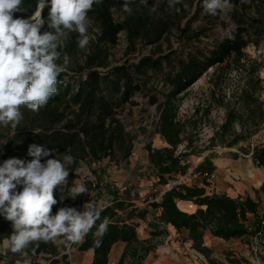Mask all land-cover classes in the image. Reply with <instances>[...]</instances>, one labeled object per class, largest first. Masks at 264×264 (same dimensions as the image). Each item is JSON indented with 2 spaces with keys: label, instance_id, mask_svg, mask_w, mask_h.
Returning <instances> with one entry per match:
<instances>
[{
  "label": "trees",
  "instance_id": "16d2710c",
  "mask_svg": "<svg viewBox=\"0 0 264 264\" xmlns=\"http://www.w3.org/2000/svg\"><path fill=\"white\" fill-rule=\"evenodd\" d=\"M242 1L247 0H231L235 4ZM45 2L48 4L42 10V18L47 21L50 0ZM38 3L39 0H22L20 10L13 14V18L32 17L38 10ZM106 25L103 36L94 44L85 64L80 67V74L71 76L62 72L56 84L57 94L49 99L46 106L38 112L21 106L23 119L15 129L11 126H0V141L7 140L6 144L0 145V163L9 158L29 162L33 157L28 155V148L33 143L52 152L49 157L42 158V163L49 158H57L66 151L73 156L75 163L70 168V177L74 176L81 161L95 162L106 157L127 159L133 149L134 135L126 130L124 123L117 117L118 108L132 102L133 96L139 92L148 96L152 103L158 102V91L153 92V88L158 90L161 77L169 91L164 94L163 101L158 102L161 117L157 131L170 147L161 152L150 150V160L160 170L162 183L167 184L164 178L166 174L176 170L186 173L187 170L188 164H183L182 160L188 154L176 155V149L187 141L188 152L192 145L188 136H184L186 124L177 120L178 96L195 84L209 68L229 66L233 61L240 63L241 59H245L247 63L245 66L249 78L239 88V92H235L236 101L233 105H229L224 96L220 100L222 106H227V112L215 137L232 134L227 142L232 147L256 133L264 123V79L258 74L264 65L256 59L247 58L245 49L252 40L245 24L238 23L229 27L227 31L234 29L232 38L224 35L209 48L195 45L204 34L202 30L192 31L188 26H176L179 40L183 42L180 52L173 49L164 53L161 48L142 56L136 62L126 61L111 67L106 45H114L121 30L127 28L131 48L135 49L136 43L142 41L159 43L165 34L174 29L175 24L171 26L166 20H159L155 25H139L132 19L130 24L124 26L110 19ZM48 30L50 29L45 23L41 31ZM101 68L107 69L104 71ZM236 123L241 126L240 131L235 129ZM245 151H252L254 164L264 168V142ZM209 161V158H205L196 169H203ZM214 172L212 168L206 170L203 172L204 177L208 179ZM88 185L93 189L92 183ZM70 188L59 186L54 189V198L58 203L53 206L51 214L54 215L61 207H74L75 203L67 195ZM17 190L21 188L18 187ZM256 193V198L250 194L245 197H232L225 192L207 193L206 186L180 183L166 190L160 201H153L151 204L160 209V225H172L177 231L187 230L193 247L211 264H225L223 260L213 256V249L204 244V233L210 230L213 235L225 240L258 237L259 232H264V212L260 213L264 181ZM61 196L65 197L62 201ZM186 201L197 206L196 210L188 212L181 209L178 204ZM123 205L121 201H117L101 208L100 218L81 243V250L94 251L92 264H107L111 248L119 239L126 240L127 245L117 264H146L147 256L156 248L149 240L138 238L136 229L129 223L133 214L124 220L118 216L115 207ZM251 216L254 218L252 224ZM105 217L111 223L103 236L101 246L97 247L95 240L99 237L96 232ZM157 227H160L159 224ZM12 231L11 222L0 216V243ZM66 245L59 240L55 243L39 242L33 243L23 252L30 255L44 253L47 255L45 260L50 261V264H59L60 259L57 256ZM8 253L13 254L10 251ZM226 259L232 264H252L246 258H235L230 254H226Z\"/></svg>",
  "mask_w": 264,
  "mask_h": 264
},
{
  "label": "rangeland",
  "instance_id": "374dc122",
  "mask_svg": "<svg viewBox=\"0 0 264 264\" xmlns=\"http://www.w3.org/2000/svg\"><path fill=\"white\" fill-rule=\"evenodd\" d=\"M124 3L125 0H102L101 3L93 5L87 14L88 33L91 39L86 49L82 50L78 47L77 33H69L61 49V60L57 61L63 62L64 53L70 57L65 73L71 76L80 74V67L85 64L94 44L103 36L107 21L110 19L124 26L130 24L132 19L139 25H155L159 20H166L171 26L173 24L175 26L159 43L150 44L142 41L136 43L135 49L131 48L127 28L121 30L117 34V42L114 45H106L109 51V67L126 61L136 62L142 56L161 48L164 53L173 49L180 52L183 42L179 40L176 26H188L192 31L202 30L204 34L195 45L209 48L224 37L229 27L238 23L245 24L249 28L248 33L252 42L245 49L247 58L256 59L264 65V0H247L239 4L231 2L233 7L223 17L206 14L203 0H182V3L176 4L174 8L169 6L168 0H147L146 4L141 3V0H128L130 12L124 11ZM153 8L155 11H151ZM246 64L245 59H241L240 63L233 61L229 63V66L211 67L195 84L178 96L177 120L186 124L184 136H188L192 145L188 152L187 141L176 149V155L188 154L182 160L183 164H188L187 170L186 173L176 170L166 174L164 178L167 184L162 183L163 177L160 170L151 162L150 150L161 152L164 148L170 147L157 131L161 117L158 102L163 101L164 94L168 93L169 88L164 86L163 80L159 77L158 90L153 88V92L158 91V102L152 103L148 96L139 92L133 96L132 102L120 106L117 117L124 123L126 130L134 135L132 152L127 159L106 157L95 162H79L74 176H68V183L64 186L72 187L74 184L85 183L89 192L80 194L75 199L69 196L75 203L74 207L78 211H83V205L89 201L95 203L98 208L121 201L124 204L123 207H115L118 216L124 220L133 214V219L129 220V223L136 229L140 240H149L156 246L153 250L155 251L163 243L162 240L168 230L165 225L157 227L156 220L159 218L160 209L154 208L151 203L160 201L161 194L172 186L180 183L199 185L206 186L207 192L210 193L225 192L232 197H245L250 194L256 198V190L264 181V168L254 164L252 151L247 153L245 150H252L255 144L264 142V123L256 133L232 147L227 145L232 134L227 137L219 135L215 137L227 112V106H222L220 100L224 96L229 105L235 103V92H239V88L249 78ZM106 69L101 68L104 71ZM258 74L264 79V66ZM262 99L264 100V92ZM235 129L240 131L241 126L236 123ZM205 158H209L210 161L203 169L197 170L198 164ZM211 168L215 170L214 176L207 179L203 172ZM89 183H92L93 189L89 187ZM261 199L260 213H263V194ZM253 220L251 216V224ZM168 228L173 232L175 244L179 245L180 249L184 248L185 256H191L189 259L185 258L186 264H190L191 260L211 264L193 247L187 231ZM236 239L238 240L228 244L215 239L217 243L213 256L223 260L225 264H232L226 259V254L240 259L246 258L252 264H264V236ZM172 241H169L170 246H173ZM3 243L4 241L0 243V264H7L1 260H7L10 264H17L19 261L21 264L22 259L15 261L13 254H9L8 250L5 254L1 252ZM81 243L70 244L69 247L67 244L57 256L60 259L59 264H92L94 251L81 250ZM256 244H258L257 251L253 250V245ZM126 245V240L119 239L111 248L107 264H117ZM174 250L178 251L177 248ZM28 255L33 259L29 261L30 263L26 261L25 264L33 262L50 264V261L45 260L47 255L44 253ZM118 255V260L113 263Z\"/></svg>",
  "mask_w": 264,
  "mask_h": 264
},
{
  "label": "clouds",
  "instance_id": "9594fccd",
  "mask_svg": "<svg viewBox=\"0 0 264 264\" xmlns=\"http://www.w3.org/2000/svg\"><path fill=\"white\" fill-rule=\"evenodd\" d=\"M102 0H50L47 21L41 15L30 19L13 18L20 10L22 0H0V126L16 128L23 119L21 106L38 112L49 99L57 94L59 75L67 69L70 57L61 49L69 33H77L78 47L86 49L91 36L88 33V12ZM147 0H141L146 4ZM170 7L182 0H168ZM46 6L39 0L38 12ZM233 7L231 0H203L206 14L223 17ZM130 12L128 0L123 5ZM155 11V8L151 9ZM47 23L48 31H41ZM230 29L225 33L232 38ZM7 140L0 141V145ZM29 162L9 158L0 163V216L11 222L12 234L5 247L13 254H21L33 243L57 242L81 243L100 218L101 208L92 201L83 205V211L75 207H61L53 215L58 203L54 189L68 183L67 177L75 163L73 156L65 153L57 158L48 149L35 143L29 145ZM21 188V190H17ZM67 194L72 199L88 193L85 183L74 184ZM61 196V201L64 199ZM111 223L105 217L99 224L95 240L101 246L103 236ZM19 264V261H17Z\"/></svg>",
  "mask_w": 264,
  "mask_h": 264
},
{
  "label": "crops",
  "instance_id": "0c3cea01",
  "mask_svg": "<svg viewBox=\"0 0 264 264\" xmlns=\"http://www.w3.org/2000/svg\"><path fill=\"white\" fill-rule=\"evenodd\" d=\"M210 193V192H207ZM161 198H162V194H161ZM180 202V201H179ZM178 202V203H179ZM179 207L185 211L188 212H193L196 210L197 206H195L192 202L190 201H186V202H181L178 204ZM160 214V212L158 213V215ZM157 224H162L160 223L158 220H156ZM165 227L168 230V233L166 234V236L163 238V243L161 245L158 246V248L155 251H151L149 253V255L146 258V264H186L185 262V258L189 259L191 256H185L184 254V248L179 247V245L175 244L174 240H173V235H172V230H170L168 227H173V229L176 230V228L172 225H165ZM182 231H187V230H182ZM188 232V231H187ZM212 232L210 230H206L204 233V244L206 246H208L209 248L213 249L215 248V244L217 243V241L215 239H218V241H224L227 244L232 242V241H236L238 239L233 238V239H229V240H225L221 237H217V236H212ZM210 236H212V238H210ZM209 238V241H207V239ZM7 240V239H6ZM3 243V250L1 251L2 253H5L7 251L6 247H5V241ZM173 240V241H172ZM172 241L173 246H170V242ZM162 248H161V247ZM170 248V249H168ZM175 248L178 249V251L175 252ZM6 249V250H5ZM172 252V253H171ZM214 254V253H213ZM13 259L18 260V259H22L21 260V264H25L26 261H28V263L31 262V260L33 259V257H30L27 253H21V254H13ZM119 258L118 257L114 258V262L117 261ZM1 261H5L7 264H10L7 260H1ZM30 261V262H29ZM190 264H203L202 262L199 263L198 260L196 261H192L190 262Z\"/></svg>",
  "mask_w": 264,
  "mask_h": 264
},
{
  "label": "built area",
  "instance_id": "2783aa9c",
  "mask_svg": "<svg viewBox=\"0 0 264 264\" xmlns=\"http://www.w3.org/2000/svg\"><path fill=\"white\" fill-rule=\"evenodd\" d=\"M214 176V173L210 176V177H213ZM209 177V178H210ZM258 236H260V237H263L264 236V232L262 231V232H259V234H258ZM70 246V244H68V247ZM253 250H255V251H257L258 250V244H256L255 246L253 245ZM6 253V252H5ZM4 253V254H5Z\"/></svg>",
  "mask_w": 264,
  "mask_h": 264
},
{
  "label": "water",
  "instance_id": "95a60500",
  "mask_svg": "<svg viewBox=\"0 0 264 264\" xmlns=\"http://www.w3.org/2000/svg\"><path fill=\"white\" fill-rule=\"evenodd\" d=\"M45 4H48V3H47V2H45ZM36 12H37V11H36ZM36 15H37V16H39V15H41V16H42V12H41V13H40V12H37V13H36ZM28 19H30V17H29Z\"/></svg>",
  "mask_w": 264,
  "mask_h": 264
}]
</instances>
